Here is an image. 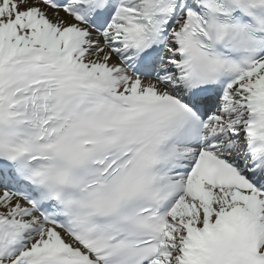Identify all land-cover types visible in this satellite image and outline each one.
<instances>
[{
    "label": "snow or ice",
    "instance_id": "obj_1",
    "mask_svg": "<svg viewBox=\"0 0 264 264\" xmlns=\"http://www.w3.org/2000/svg\"><path fill=\"white\" fill-rule=\"evenodd\" d=\"M0 264H264V0H0Z\"/></svg>",
    "mask_w": 264,
    "mask_h": 264
}]
</instances>
